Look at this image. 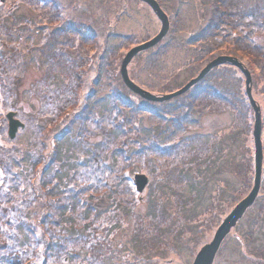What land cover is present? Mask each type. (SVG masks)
<instances>
[{
	"label": "trees",
	"instance_id": "16d2710c",
	"mask_svg": "<svg viewBox=\"0 0 264 264\" xmlns=\"http://www.w3.org/2000/svg\"><path fill=\"white\" fill-rule=\"evenodd\" d=\"M61 1L63 4L69 3V10L74 3L72 0L71 3L70 0ZM105 1L108 4L107 7L112 9L111 4L115 1ZM156 1L167 14L168 10L170 13L177 11L182 0L179 2L178 0ZM7 2L4 4L0 2V6L7 7L9 12L7 15L0 8V25L5 29V38L0 44V70L10 57L15 60L16 50L10 48L9 43L16 38V33L20 36L21 33H26L28 25H44L35 31V36L33 33L25 35L23 42L28 40L32 46H36L37 38L45 40L47 45H37L34 51H38L40 57L45 58L47 64L52 66L53 72L48 71L43 76L46 81H49L48 83L58 82L57 74L54 73L53 61L63 64L64 71L58 74L63 86L56 90L62 92L60 103L57 111L54 110L53 114H48V120L54 119L55 115L58 118L62 112L61 119H59L69 123V127L76 133L75 137L78 140L74 142L71 137L72 133L68 130L67 133L62 132L60 139L54 141V145L44 140L42 155H38L36 151H30L28 145L26 150L15 152L19 156L18 160L5 151V161L3 164L0 161L1 175L2 170L7 172L4 177L0 176V235L4 242L3 247H0L3 249L1 264H61L60 255L64 248L59 243L61 240L54 239L50 231L56 229L60 235L67 231L71 233L72 230L77 232L72 229L76 228L77 220L69 214L70 206L59 207L58 211L54 205L63 201L62 197L59 199L57 197L62 195V189L67 185L65 182L78 176L77 171L86 165L85 161L91 157L97 158L95 162L98 166L104 158L107 159V155L110 160L105 172L104 167H102L103 171L100 170L101 181L103 185L109 187V192L103 197L92 198L94 203L89 210L93 209L95 229L100 232L97 237H101L102 233L106 232L104 227L100 229L103 225L108 231L110 230V233L117 231L108 243L112 244V264L119 260L118 251L126 248L128 243L134 250V256L138 262L153 264L154 261L156 263L162 260L171 252L169 250L168 253L166 249L168 235L176 237L179 243L184 242L185 234L191 237L199 231L194 228L195 223L189 221V218H192L190 214L196 212L194 207L198 199L204 198L203 201L209 203V206H217L219 203L212 205L211 197H233L236 200L248 194L252 185L254 161L253 156L248 158L247 149L242 148V152L237 151L233 155L221 141L217 142V135H215L214 142L212 136L199 137L193 133L208 110L218 111L220 109L216 107L218 103L208 102L209 94L199 92L200 86L217 76L214 75L215 70H212L203 81L182 96L163 103L149 102L131 92L121 78L119 72L121 58L112 57L113 45L120 43L128 36L115 32L114 22L112 24L103 23L105 26L100 27L105 28L102 43L99 39V43L92 41L94 44L89 45L90 38L93 39L88 31L89 25L83 23L74 26L70 13L64 11L65 7L60 0H30L33 5L26 3L25 0H16L9 6ZM261 2L263 3V0ZM229 3L225 0H203L206 7L204 16L207 19V25L197 35L192 34L187 44L190 43L196 49L201 44L199 48L203 47V52L208 47L206 56L197 63L191 62L188 50V55L183 57V61L189 60L188 64L180 63V67L175 66L166 71H159L157 75L155 73L154 77L157 80L155 84H147L150 88L174 86L182 79H186L184 84L169 93L176 92L195 78L202 66L215 59L216 54L228 50V44L235 43L237 35L242 42L249 40L250 46L254 38L264 36V17L259 18L260 15L256 13L255 8L252 7L250 11L245 10L242 13L229 6ZM29 7L37 13L43 11V19L37 21L30 18L29 13L34 14V12L30 11ZM234 12L241 14L235 16ZM91 19L98 20L94 16ZM46 24L52 29L49 37L43 33V29L47 28ZM63 35L64 41L60 44L59 41ZM73 35L78 39L71 37ZM90 46H95V49L91 50ZM157 47L148 50L151 53V59L163 55ZM155 49L159 50L158 54L153 53ZM47 50L53 52L54 55H50ZM26 52L30 53L31 50L22 49L23 60ZM62 54L65 55L62 56ZM89 54L90 60H88ZM63 59H66V62L62 63ZM85 60L90 61L87 69L88 63ZM240 60H243L244 64L248 61L242 57ZM149 64L151 63H147L148 67ZM155 66L153 65L154 70ZM81 67L85 69L81 70ZM225 67L230 69L231 66ZM231 69L234 68L231 67ZM130 78L132 79L131 76ZM200 95H204L201 98L202 101ZM227 96L229 97V94ZM216 99L219 100V97ZM224 100L227 98L223 99V102ZM246 103L248 117L253 118V110L248 100ZM257 103L262 112L260 102L257 101ZM144 118L151 119L150 126L145 127ZM5 120L7 121L6 117ZM162 122H165L166 126L157 124ZM17 136L18 133L15 139ZM93 136H99L101 139L90 145L88 139ZM39 138L40 136L34 134V147L42 146ZM15 139L11 140L8 137L6 142L14 143ZM170 149L177 150L175 151L176 156H172L175 160H171L173 165L170 167L176 171L179 170L176 173L178 177L170 174L168 177L171 181L160 183L158 191L152 190L150 194L143 197L136 193L135 204L124 202L126 199L122 198L116 187L124 184L133 186L131 176L137 174L134 167L141 168L142 173H149L151 166L153 170L156 168L152 160L165 155L164 151ZM3 152L0 148V154ZM184 158L185 161L182 163ZM246 161L247 167L243 166ZM83 172L95 176L98 174L95 169ZM123 173H127L130 179L124 181ZM94 179L96 182L97 178ZM27 194L31 195L28 200ZM142 204L146 206V211L140 210ZM36 205L38 206L37 212L35 211ZM57 211L59 216L56 214ZM121 212L127 213L125 215L132 218L131 221H125L127 226L124 230L125 224L118 218L119 215H123ZM174 215L178 217V221L174 222V219H177L173 217ZM55 216L56 221L52 222ZM197 216L198 214L195 217ZM155 219H161L163 225L151 226L147 229L149 227L145 226L146 221H155ZM171 220L174 222L173 225L169 223ZM41 230H43V235L40 238L38 232ZM128 231L132 232L129 234L130 239L128 234L126 235ZM119 240L123 242L116 243L120 242ZM19 248L35 249L33 253V256L36 255L35 258L20 255ZM39 248L42 250L38 252ZM50 254L54 256L51 261ZM42 255L43 259L40 258ZM74 255L66 259L73 263ZM166 261L167 259L164 262Z\"/></svg>",
	"mask_w": 264,
	"mask_h": 264
},
{
	"label": "rangeland",
	"instance_id": "374dc122",
	"mask_svg": "<svg viewBox=\"0 0 264 264\" xmlns=\"http://www.w3.org/2000/svg\"><path fill=\"white\" fill-rule=\"evenodd\" d=\"M7 5L14 3L16 0H7ZM74 3L70 7V11L68 9L69 3H64L60 0V3L64 5V11L69 12L72 21L75 25H82L83 23L88 24V31L90 34V44H94L92 41H97V43L103 40V34L105 28H100L105 26L104 24L113 22L115 25L113 29L115 32L123 35H127L128 38H124L120 43H116L113 45L114 53L112 54L113 58L118 57L121 58L120 65L124 56L131 50L133 47L143 44L150 39L154 38L161 29L160 21L157 19L152 10L143 2L138 0H113L114 3L111 4L112 9L107 7L108 4L105 0H72ZM26 3L32 4L30 0H25ZM179 2V0H178ZM177 2V3H178ZM228 5L234 7V9L239 10V12L249 10L253 7L256 9V13L260 15L259 18L264 17V0L263 3L261 0H232L227 1ZM71 3V0H70ZM181 6L177 9V11L170 10L167 11V15L170 21V29L167 36L157 45V49L161 50L163 53L162 56L156 57L155 59H151V53L148 51L140 54L136 59L134 58L131 64L128 67L129 75L132 77L134 83L143 88L144 90L157 95H165L169 94V92L174 91L180 85L184 84L186 79H182L184 81H180L177 85L174 86H166V87H158L153 86L149 87L150 83L155 84V80L157 78L154 77V74H159V71L172 69V67H177L179 64L183 63V65L188 64L189 60L183 61V57L188 55L191 62L197 63L201 59L206 56L209 48L207 47L206 51L203 52L202 48L196 49L190 43L187 44L188 40L192 37V34L197 35L199 31H202L207 25V19L205 18V10L206 7L203 4V0H182L180 1ZM3 4V3H2ZM1 5V3H0ZM33 5V4H32ZM38 9L37 6H34ZM2 11L9 14L7 7L0 6ZM30 8V7H29ZM53 8V7H52ZM86 10V11H85ZM30 11L33 13H29V17L33 20L41 21L44 16V12H35L30 8ZM74 12V13H73ZM239 12H234L233 14H241ZM97 18L98 20H92L91 17ZM233 18V17H232ZM45 19H47L45 17ZM104 19V20H100ZM104 23V24H103ZM233 23V20H232ZM40 24V23H39ZM46 24L45 26H47ZM44 25H36V26H26V33H21V36L16 33V38L12 40V42H8L10 48L14 50L15 48V60L10 57L8 62L4 65L3 69L0 70V148L4 152L0 154V161H5V151L11 156H14L16 160L19 157L15 152H20L22 150H26V146L28 145L30 151L37 152L38 155L43 154L44 140H47V143H51L54 145V141L62 135V132L67 133L69 130L72 133V140L76 142L78 138L75 137V134L72 129L69 127V123L67 121H61V117L57 118L56 115L54 119L51 121L48 120V114H53V111H57L58 105L60 103V96L62 95L61 91L57 88L63 86V83L59 81L58 74L64 71L63 64H59L58 61H53L54 73L56 72V80L57 83H48L46 78L43 76L48 72L52 71V66L47 64L45 58L40 57L39 52H35L34 49L37 45H45V40L42 38H37L35 41L36 46H32L30 41L23 42L25 35H31L38 31V28L43 27ZM50 26V24H49ZM60 28V27H59ZM101 29V30H100ZM43 33L50 36V32L52 29L44 28ZM249 30L247 29V32ZM55 33V32H54ZM25 36V37H24ZM74 39H78L76 36H71ZM236 36V42H231L228 44V50L222 51L220 54H216V57L220 56H233L237 57L239 60L242 57L244 60H248L245 63V66L250 71L252 75V94L254 99L260 102L262 106V141H263V150H264V36H259L253 39L252 46L249 45V40L240 41ZM3 38H5V29L0 25V44H2ZM64 35L61 37L59 41L60 44L64 41ZM63 39V40H62ZM101 39L99 42L98 40ZM81 40V39H80ZM79 42V41H78ZM186 43V44H185ZM47 45V44H46ZM185 45V47H183ZM1 47V46H0ZM211 48V46L209 45ZM227 47V45H226ZM88 48V47H87ZM91 50L95 49V46L89 47ZM182 48V49H179ZM20 49V51H18ZM25 49L26 51H30V53H25L24 60L21 57V51ZM155 49L154 52H159V50ZM186 50V51H185ZM50 55H54L53 52L47 50ZM61 52V51H60ZM58 53V52H57ZM161 53V54H162ZM60 54V53H59ZM166 54V55H165ZM65 54H62L64 56ZM90 54L88 55V60H90ZM259 57V58H257ZM92 58V57H91ZM74 60V58H71ZM181 59V61H180ZM30 60V61H29ZM85 60L89 66L90 61ZM211 60V59H210ZM243 62V60H240ZM66 62V59H63L62 63ZM208 61L202 69L209 63ZM253 62V63H252ZM149 64V67L147 66ZM155 66V70L153 65ZM180 64V65H181ZM80 66V65H79ZM180 67V66H179ZM178 67V68H179ZM149 68V69H148ZM85 69V67H81V70ZM214 76L212 80L207 81L204 85L199 87V92L209 94V101L213 103H218L216 107L220 108L218 111L208 110L201 118L200 123L197 125V128L193 131L199 137L203 136H212V141H214L215 135H217V142H222L225 147L234 155L235 153L242 152V148H246L248 152V158L253 156L254 158V142H253V129H254V113L253 118L248 117L249 112L247 108L245 99V77L237 68L230 69L225 66L215 68ZM120 71V68H119ZM53 72V71H52ZM163 75V74H162ZM214 78V79H213ZM55 94V95H54ZM229 94V97L227 96ZM57 97V99H56ZM204 95H200V100ZM219 97V100L216 98ZM55 98V100H54ZM227 98V100L223 99ZM217 100V101H213ZM202 101V100H201ZM249 103V102H248ZM211 104V103H210ZM209 107V104L206 103ZM14 108H12V107ZM11 111L17 114L18 120L24 124V128L18 131V136L15 139L14 143L6 142V138H8V122L5 120L7 113ZM66 109V108H65ZM64 109V110H65ZM205 111V110H204ZM67 112V111H64ZM238 115V116H236ZM62 116V115H61ZM60 118V119H59ZM143 123L145 127L150 126L151 119L144 118ZM159 126H166L165 122L157 123ZM34 134L40 136V144L42 146L34 147ZM101 138L99 136H93L88 139V143L90 145L98 142ZM215 142V141H214ZM177 150H165V155L159 157L158 159L152 160L155 170H149V173H142L140 171L141 168L134 167L135 173L137 174H145L149 179L150 187L146 188L144 193L140 196L143 197L146 194H150V192L158 191V185L168 183L171 181L170 174H174V176L178 177L176 173L179 171L174 170L170 165H173L171 160H175ZM180 154V153H179ZM37 155V156H38ZM171 156V157H170ZM40 157V156H39ZM183 158V156H182ZM97 158L91 157L85 162L86 165L80 168L78 172V176L73 177L72 179H68L65 183H67L66 187L62 189V195L57 197V199L62 197V202H59L54 205L59 211V207L70 206L71 210L69 214L72 215L77 220L76 228L77 232L73 231L60 235L57 233L56 229L50 231L54 239L61 240L59 243L63 246L64 250L60 255L61 264H112L111 260V246L112 244H108L110 240H112V235L117 231L110 233L107 227L103 225L106 231L102 233L101 237H97L100 233L95 229L94 222V213L92 210H89L93 205L92 198H97L105 196L109 192V187L103 185L101 179L102 176L100 174V170L103 171L102 167H104V172L107 169L108 164H110L109 155H107V159H103L98 166L95 162ZM185 161V158L182 159V163ZM84 162V164H85ZM183 166V165H182ZM243 166L247 167V161L243 163ZM264 166V164H263ZM90 169H95L98 174L93 175L89 173H84L83 171H87ZM144 169V168H142ZM7 174L5 170H2V175L0 172V176L4 177ZM100 174V176H99ZM123 180H129L130 177L127 176V173L122 174ZM132 175V179H133ZM254 176V171L252 175V180ZM97 178L96 182L94 178ZM173 178V177H172ZM264 180V179H263ZM99 184L97 185V183ZM64 183V184H65ZM112 187V185H111ZM116 187V186H115ZM117 191L121 194L122 198L124 197V202L136 203L135 197L137 196V192L135 190L134 184L131 185H122L117 186ZM100 191V192H99ZM247 196V195H246ZM241 197V198H245ZM260 197H264V185L259 193ZM31 197L30 194H27V200ZM137 198V197H136ZM215 199L212 205L215 203H219L216 207L224 206L223 208L229 207V209L225 212L230 211L231 208H234V204L240 200L241 198H237L233 203L221 204L219 197H211ZM128 199V201H127ZM262 202V200H261ZM74 205V207H72ZM126 206V205H125ZM215 206V205H214ZM37 205L35 207V211L37 212ZM129 208V206H126ZM208 206L204 203L203 199H198L196 206L194 207V211L192 214V218H189L192 223L196 222V218H199V222L197 224H193L194 228L198 230L199 228H203L204 232L202 237L191 236L188 242H179L176 241L177 238L173 235H168L167 238V251L171 252L163 257L160 261H154L153 264H191L194 254L198 251L202 240L206 241L207 237L212 232L211 227L209 229V224L212 220L206 217H195L197 214H200L203 209ZM88 209V210H87ZM141 211H146V206L142 204L140 209ZM57 211V215L59 216ZM136 213L137 211L134 210ZM122 213V212H121ZM123 214V213H122ZM127 213L124 212V216H118V218L123 221H131V216L125 215ZM178 221V217L174 215ZM183 218V217H181ZM184 220V219H183ZM11 222V220H7V222ZM56 221V216L52 218V222ZM162 220L155 219V221L147 220L146 227L150 229L151 226H159ZM172 220L169 223H174ZM164 223V222H163ZM191 223V224H192ZM163 225V224H162ZM127 226V223L123 226V230ZM165 226V224H164ZM110 228V226H108ZM99 229V230H100ZM211 230V231H210ZM38 232V236L42 237V232ZM200 232V231H198ZM107 233V234H106ZM128 237L130 239L129 234ZM74 234V236L72 235ZM200 235V234H199ZM198 235V236H199ZM175 238V239H174ZM118 239H121L118 237ZM128 239V240H129ZM126 240V239H125ZM203 240V241H204ZM121 243L123 240H119ZM4 242H2L0 235V247H3ZM10 250V249H9ZM21 250V251H20ZM42 250L41 248L38 249ZM3 249L0 248V262L1 255ZM18 252L20 255L24 254L31 258H35L33 253L35 249L29 250L28 248L21 249L19 248ZM119 260L114 264H144V262H138L136 257L134 256L135 252L132 248H130V243L126 245V248L118 251ZM75 254V255H74ZM233 254L235 256H233ZM239 252L237 248L235 251H229V255L237 258ZM74 255L73 263L69 262L66 258L68 256ZM38 256V255H37ZM39 258V257H38ZM43 259V255L40 257ZM54 258L52 254H50V261ZM167 259L166 263L164 262ZM39 261V259H37ZM134 262V263H133ZM1 264V263H0Z\"/></svg>",
	"mask_w": 264,
	"mask_h": 264
},
{
	"label": "water",
	"instance_id": "95a60500",
	"mask_svg": "<svg viewBox=\"0 0 264 264\" xmlns=\"http://www.w3.org/2000/svg\"><path fill=\"white\" fill-rule=\"evenodd\" d=\"M147 4L153 13L156 15L158 20L161 23V29L159 33L152 38L151 40L137 45L133 47L129 52L124 56L121 65H120V75L125 84V86L134 94L139 97L155 103H163L168 102L174 98L182 96L187 93L193 86L197 85L212 69L223 65V64H231L237 68H239L243 74L245 75V87H246V95L250 102V105L254 111L255 124H254V144H255V177H254V185L249 193V195L243 199L231 212V214L223 221L221 226L219 227L215 238L213 241L204 246L200 252L196 255L193 264H211L214 256L219 248V245L226 234L229 232L230 228L240 219V217L246 212V210L254 203L257 198L262 181V168H263V147L261 141V129H262V119H261V110L257 105L256 101L252 95V77L250 72H248L243 65L237 61L236 59L229 56H220L207 64V66L198 74L197 77L189 81L184 87L179 89L176 92L156 96L135 84L129 76L128 67L132 60L140 53L148 51L155 46H157L168 34L170 28L169 18L166 13L161 9L160 5L156 0H138ZM2 3H5L6 0H1ZM17 114L15 112H9L6 117L8 120V136L11 140L16 137V134L20 128H24V124H22L17 118ZM149 179L144 174H136L134 176V185L139 194H142L148 185Z\"/></svg>",
	"mask_w": 264,
	"mask_h": 264
},
{
	"label": "flooded vegetation",
	"instance_id": "af4514ba",
	"mask_svg": "<svg viewBox=\"0 0 264 264\" xmlns=\"http://www.w3.org/2000/svg\"><path fill=\"white\" fill-rule=\"evenodd\" d=\"M233 58L240 61L237 57H233ZM254 175H255V163H254ZM262 175L263 176H262V184H261L260 192L264 185V180H263L264 168ZM253 183H254V176L248 194L252 190ZM243 199L244 198L238 200L236 205L240 203ZM214 200L215 199L211 198V202ZM217 200L220 201L222 205L226 203H233L236 201L235 198L233 197H226V198L219 197V199ZM205 204L208 207L203 209V211L200 214H198L197 217H206L212 220L211 223L209 224V229L211 227L212 232L207 237L206 241L204 239H203L204 241L202 240L198 251L195 253V256L193 257L192 263L196 255L200 252V250L204 246L210 244L213 241L219 227L221 226L223 221L231 214V212L236 206L235 205L234 208H231L230 211L225 212L229 209V207L223 208L224 206L216 207V206H209L208 205L209 203H205ZM197 222H199V218H197L195 224H197ZM199 231H200L199 233L197 231L195 235L192 236L202 237V234L205 233L204 229L201 227L199 228ZM190 238L191 237L186 236L185 234L184 242H187L188 240H190ZM235 248H237L239 252L237 258L233 257L235 256L234 254L233 256L229 255V251L231 250L235 251ZM211 264H264V197H260L258 194L254 203L246 210V212L240 217V219L230 228L229 232L221 241Z\"/></svg>",
	"mask_w": 264,
	"mask_h": 264
}]
</instances>
